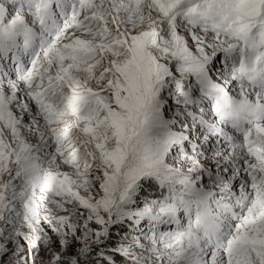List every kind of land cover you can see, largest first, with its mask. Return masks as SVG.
Here are the masks:
<instances>
[{"label":"snow or ice","instance_id":"1","mask_svg":"<svg viewBox=\"0 0 264 264\" xmlns=\"http://www.w3.org/2000/svg\"><path fill=\"white\" fill-rule=\"evenodd\" d=\"M0 264H264V0H0Z\"/></svg>","mask_w":264,"mask_h":264}]
</instances>
